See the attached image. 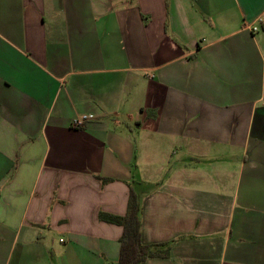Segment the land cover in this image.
Masks as SVG:
<instances>
[{
    "label": "crops",
    "instance_id": "1",
    "mask_svg": "<svg viewBox=\"0 0 264 264\" xmlns=\"http://www.w3.org/2000/svg\"><path fill=\"white\" fill-rule=\"evenodd\" d=\"M131 188L145 264H264V0H0V264H118Z\"/></svg>",
    "mask_w": 264,
    "mask_h": 264
},
{
    "label": "trees",
    "instance_id": "2",
    "mask_svg": "<svg viewBox=\"0 0 264 264\" xmlns=\"http://www.w3.org/2000/svg\"><path fill=\"white\" fill-rule=\"evenodd\" d=\"M156 116V114H152ZM108 182V179H103ZM141 203L138 194L131 188L127 212L124 216L100 213L101 221L123 228L120 238L118 264H145L149 258H167L171 252L170 243L145 245L142 242Z\"/></svg>",
    "mask_w": 264,
    "mask_h": 264
},
{
    "label": "built area",
    "instance_id": "3",
    "mask_svg": "<svg viewBox=\"0 0 264 264\" xmlns=\"http://www.w3.org/2000/svg\"><path fill=\"white\" fill-rule=\"evenodd\" d=\"M249 28L252 30V32H256L258 30L256 26H249L248 29ZM92 119H93L92 115L89 114L77 116L72 119L71 127L77 130L84 129Z\"/></svg>",
    "mask_w": 264,
    "mask_h": 264
},
{
    "label": "rangeland",
    "instance_id": "4",
    "mask_svg": "<svg viewBox=\"0 0 264 264\" xmlns=\"http://www.w3.org/2000/svg\"><path fill=\"white\" fill-rule=\"evenodd\" d=\"M57 240V239H56ZM57 242H58V240H57ZM51 259V258H50ZM53 264L55 263V264H59V259H56L55 258V256L53 257L52 256V261H51Z\"/></svg>",
    "mask_w": 264,
    "mask_h": 264
}]
</instances>
